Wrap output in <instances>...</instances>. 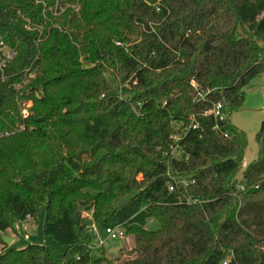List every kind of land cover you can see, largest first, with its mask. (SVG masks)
<instances>
[{
	"label": "trees",
	"instance_id": "obj_1",
	"mask_svg": "<svg viewBox=\"0 0 264 264\" xmlns=\"http://www.w3.org/2000/svg\"><path fill=\"white\" fill-rule=\"evenodd\" d=\"M0 42V264H264V117L243 170L230 121L264 72V0H0ZM42 204L63 251L6 247ZM84 212L128 257L90 250Z\"/></svg>",
	"mask_w": 264,
	"mask_h": 264
},
{
	"label": "rangeland",
	"instance_id": "obj_2",
	"mask_svg": "<svg viewBox=\"0 0 264 264\" xmlns=\"http://www.w3.org/2000/svg\"><path fill=\"white\" fill-rule=\"evenodd\" d=\"M21 89V88H20ZM25 112L30 107L31 102L24 101ZM20 107L21 104L19 103ZM29 113V111H27ZM264 117V72L255 77L250 84L245 88L244 101L241 108L233 110L230 113V121L233 125L244 131L246 135V146L243 153L242 170L245 169L247 164L252 162L257 157V143L255 134L259 128L261 119ZM176 152H174L175 154ZM241 176V171L238 177ZM45 206L42 204L37 207L34 217L16 222L14 224L15 230L6 231V235L12 237V240L6 244V247H23L29 243L44 244L53 247L55 250L62 252L63 245L58 244L50 236L43 233V225L45 222ZM81 217L85 219V229L90 231L92 221L91 215L82 213ZM145 226L150 229H156L158 223L150 219L146 222ZM132 238L125 235L124 238L108 239L104 242V255L109 259L122 261L128 257L127 252L132 247ZM0 243V250L2 249ZM121 250V251H120Z\"/></svg>",
	"mask_w": 264,
	"mask_h": 264
},
{
	"label": "built area",
	"instance_id": "obj_3",
	"mask_svg": "<svg viewBox=\"0 0 264 264\" xmlns=\"http://www.w3.org/2000/svg\"><path fill=\"white\" fill-rule=\"evenodd\" d=\"M15 55V51L5 45L4 43L0 42V70L4 66V64L8 63L13 56ZM28 78L33 76V73H28ZM20 85L17 84L16 87L18 88ZM20 103V102H19ZM22 107L21 109V114L22 117H25L27 115V111L25 112V102L20 103ZM220 105H216L214 109L212 110V113L214 115H217L218 109ZM22 125H19L18 129H21ZM9 132L8 131H0V136H8ZM172 187L170 186V189ZM240 189H243V186H239ZM26 219L29 220V217L27 216ZM90 232H91V240L89 242L88 247L92 251H96L104 246V242L108 239H118V238H124L125 237V228L121 224H115V225H109L106 227H103L102 230L100 231L95 223L90 225ZM225 264V263H224Z\"/></svg>",
	"mask_w": 264,
	"mask_h": 264
},
{
	"label": "water",
	"instance_id": "obj_4",
	"mask_svg": "<svg viewBox=\"0 0 264 264\" xmlns=\"http://www.w3.org/2000/svg\"><path fill=\"white\" fill-rule=\"evenodd\" d=\"M126 204H127V201H124V202L121 204V206H125ZM75 221H76V223H78V219H77V217L75 218ZM1 238H2V241H3V243H4L5 245L8 244V243L12 240V237H10V236H8V235H6V234L2 235Z\"/></svg>",
	"mask_w": 264,
	"mask_h": 264
}]
</instances>
